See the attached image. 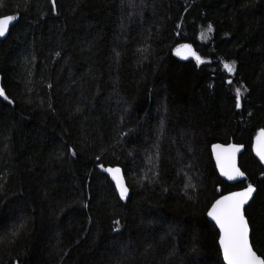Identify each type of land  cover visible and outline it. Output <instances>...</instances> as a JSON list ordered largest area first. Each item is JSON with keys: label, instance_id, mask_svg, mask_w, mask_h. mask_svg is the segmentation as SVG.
<instances>
[{"label": "trees", "instance_id": "1", "mask_svg": "<svg viewBox=\"0 0 264 264\" xmlns=\"http://www.w3.org/2000/svg\"><path fill=\"white\" fill-rule=\"evenodd\" d=\"M3 15L17 19L0 39V264H224L206 214L246 184L264 258V166L251 151L264 0H0ZM180 45L203 62L179 60ZM214 143L244 146L245 182L219 178Z\"/></svg>", "mask_w": 264, "mask_h": 264}, {"label": "snow or ice", "instance_id": "2", "mask_svg": "<svg viewBox=\"0 0 264 264\" xmlns=\"http://www.w3.org/2000/svg\"><path fill=\"white\" fill-rule=\"evenodd\" d=\"M53 11H55L56 0H51ZM17 19L15 15L0 16V37L4 36L9 31V26ZM211 31V26H209ZM177 56L193 57L197 64L202 63L201 57L192 51L190 45H180L176 49ZM224 68L228 72L234 70V64H224ZM229 83H231L229 81ZM237 107L240 106V90L237 89ZM0 96H4V92L0 89ZM4 99H8L4 96ZM213 153L216 157L217 166L220 169V174L229 181L237 180L244 177L245 173L236 166V154L240 152L242 145H213ZM69 151H72L69 149ZM254 151L260 161L264 163V129H262L256 137ZM72 155L75 152L72 151ZM105 171L111 174L112 180L115 181L116 187L120 192V197L123 199L127 194V188L123 184L119 168H108ZM255 191L251 184L240 191L229 192L226 195L222 194L212 204L207 211V216L215 221L219 228V246L222 252L224 264H264V258H261L253 250L249 242V223L244 214V206L248 203L252 193ZM117 225L119 221L115 222ZM15 235V233H14Z\"/></svg>", "mask_w": 264, "mask_h": 264}, {"label": "water", "instance_id": "3", "mask_svg": "<svg viewBox=\"0 0 264 264\" xmlns=\"http://www.w3.org/2000/svg\"><path fill=\"white\" fill-rule=\"evenodd\" d=\"M12 25H13V23L9 26V31H10ZM9 31H8L4 36L0 37V39L5 38V37L8 35ZM176 49H177V48H176ZM176 49L174 50V56L177 57L179 60H182V61L195 60V59H194L193 57H191V56H188L187 59H185L184 56H177V55H176ZM191 49H192V51H194V49L192 48V46H191ZM194 52H195V51H194ZM195 61H196V60H195ZM263 129H264V128H263ZM261 130H262V129H261ZM261 130H260V131H261ZM260 131H258V133H259ZM258 133H257V134H258ZM257 134H256V136H255L254 139H253L252 146H251V151H252V154H253L254 158L259 162V164L262 165V166H264V163H262V162L260 161L259 157L256 155V153H255V151H254V146H255V144H256V137H257ZM216 144L225 145V146L228 145V144L214 143V144H212L211 147H210V152H211L212 161H213V163H214V166H215V169H216V172H217L219 178H220L223 182H225L226 184H228V185H230V186H235V185H238V184H240V183L245 182V180H246V175H245L244 177L238 178L237 180L229 181V180H227L226 177H224V176H222V175L220 174V169H219V167L217 166L216 157H215V154L213 153V147H212L213 145H216ZM229 144H235V143H229ZM237 145H239V144H237ZM242 146H243V145H242ZM243 152H244V146L241 148L240 152H238V153L236 154V166H237L240 170H241V168H240V166H239V159H240V156L243 154ZM108 168H119V167H107L106 169H108ZM119 169H120V175H121L122 180H123V184H124V186L127 188L126 183H125V179H124V176H123V173H122V170H121V168H119ZM241 171H242V170H241ZM104 172H105L106 176L110 179V181H111V183L113 184V186H114L116 192L120 195V192H119V190H118L117 187H116V183H115V181L112 180L111 174H110L109 172H107V171H104ZM242 172H243V171H242ZM247 186H248V184H246V185H245L244 187H242L241 189L233 190V191H231V192L240 191V190H242L243 188H245V187H247ZM252 186H253V185H252ZM253 188L255 189V191L252 193V196L250 197L248 203L244 206V214H245V209H246V207L250 204V202L252 201V199L254 198V195H255V193H256V188H255L254 186H253ZM228 193H229V192H228ZM226 194H227V193H226ZM226 194H224V195H226ZM128 195H129V190H128V188H127V194H126V196H128ZM126 196H125V197H126ZM218 198H219V197H218ZM218 198H217V199H218ZM214 202H215V201H214ZM214 202H213V203H214ZM213 203H212V204H213ZM212 204L210 205L209 209L211 208ZM209 209H208V210H209ZM206 215H207V214H206ZM245 217H246V216H245ZM246 219H247V218H246ZM207 220L215 226V228H216V230H217V232H218V241H219V228L216 226L215 221H213L210 217L207 216ZM249 229H250V227H249ZM250 234H251V231H250ZM250 234H249V242H250V244H251ZM218 245H219V242H218ZM251 245H252V244H251ZM219 249H220V246H219ZM253 250H254V249H253ZM254 251H255V250H254ZM255 252H256V251H255ZM220 253H221L222 260H223L222 252L220 251ZM256 253H257V252H256ZM257 255H258V253H257ZM258 256H259V255H258ZM260 257H261V256H260ZM261 258H262V257H261ZM223 263H224V261H223Z\"/></svg>", "mask_w": 264, "mask_h": 264}]
</instances>
